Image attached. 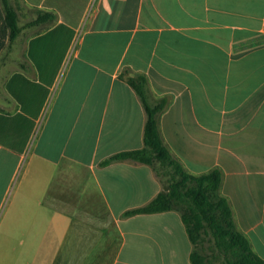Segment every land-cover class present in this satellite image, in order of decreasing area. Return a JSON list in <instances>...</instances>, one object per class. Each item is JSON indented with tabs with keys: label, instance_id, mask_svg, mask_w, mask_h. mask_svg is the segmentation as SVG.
Segmentation results:
<instances>
[{
	"label": "crops",
	"instance_id": "1",
	"mask_svg": "<svg viewBox=\"0 0 264 264\" xmlns=\"http://www.w3.org/2000/svg\"><path fill=\"white\" fill-rule=\"evenodd\" d=\"M10 2L25 26L53 19L25 27L27 68L3 80L0 264H193L178 211L124 215L163 190L153 168L104 164L144 146L136 74L167 100L171 155L195 175L222 171L264 259V0Z\"/></svg>",
	"mask_w": 264,
	"mask_h": 264
},
{
	"label": "trees",
	"instance_id": "2",
	"mask_svg": "<svg viewBox=\"0 0 264 264\" xmlns=\"http://www.w3.org/2000/svg\"><path fill=\"white\" fill-rule=\"evenodd\" d=\"M52 19L50 14L39 16L25 27L37 26ZM19 21L18 12L10 0H0V48L6 44L12 47L16 42L24 29ZM19 67L27 68L25 64H20ZM120 77L124 78V74ZM126 81L140 97L146 112L144 146L141 149L117 153L104 161V164L130 159L150 165L164 187L148 204L129 210L124 215L178 211L193 244V264H210L201 252V245L207 236L225 254L226 264H264V259L254 251L248 237L238 229L233 209L221 193L222 171L216 168L199 175L186 171L171 155L159 129L160 115L166 108L167 100L162 98L151 101L146 75H129ZM0 96H4L1 87Z\"/></svg>",
	"mask_w": 264,
	"mask_h": 264
},
{
	"label": "rangeland",
	"instance_id": "3",
	"mask_svg": "<svg viewBox=\"0 0 264 264\" xmlns=\"http://www.w3.org/2000/svg\"><path fill=\"white\" fill-rule=\"evenodd\" d=\"M19 23L20 26L24 27L25 29V21L20 20ZM24 29L12 47H8V45L6 44L5 46L0 48V87L1 88L3 85L4 77L8 73L18 69L19 64L23 61V43L27 35L32 33L31 30L24 31ZM6 43H8V40L6 41ZM6 105H7L6 101L2 98V96H0V107H4ZM165 178L167 179V176ZM201 252L207 257L210 264H226L225 254L215 247L212 238L209 236L205 237V240L201 245ZM5 264H8L6 260H5ZM15 264H24V261L22 258H20V260L16 259Z\"/></svg>",
	"mask_w": 264,
	"mask_h": 264
}]
</instances>
